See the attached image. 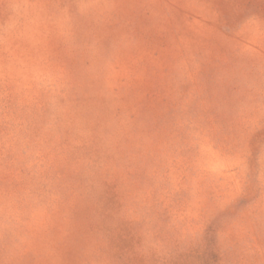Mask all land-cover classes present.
Wrapping results in <instances>:
<instances>
[{
  "label": "rangeland",
  "instance_id": "rangeland-1",
  "mask_svg": "<svg viewBox=\"0 0 264 264\" xmlns=\"http://www.w3.org/2000/svg\"><path fill=\"white\" fill-rule=\"evenodd\" d=\"M0 264H264V0H0Z\"/></svg>",
  "mask_w": 264,
  "mask_h": 264
}]
</instances>
